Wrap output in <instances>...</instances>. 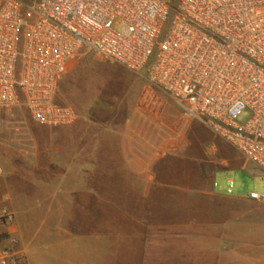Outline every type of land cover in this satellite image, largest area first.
<instances>
[{
	"label": "crops",
	"instance_id": "1",
	"mask_svg": "<svg viewBox=\"0 0 264 264\" xmlns=\"http://www.w3.org/2000/svg\"><path fill=\"white\" fill-rule=\"evenodd\" d=\"M153 111L118 127L74 122L38 152L1 157L0 209L14 217L0 221V253L15 264H264V198L249 195L264 196V168L181 110ZM235 175L250 188L235 191Z\"/></svg>",
	"mask_w": 264,
	"mask_h": 264
},
{
	"label": "built area",
	"instance_id": "2",
	"mask_svg": "<svg viewBox=\"0 0 264 264\" xmlns=\"http://www.w3.org/2000/svg\"><path fill=\"white\" fill-rule=\"evenodd\" d=\"M82 49L142 75L264 168V0H0V113L23 106L37 124L74 123L55 95ZM13 217L0 209V221Z\"/></svg>",
	"mask_w": 264,
	"mask_h": 264
},
{
	"label": "rangeland",
	"instance_id": "3",
	"mask_svg": "<svg viewBox=\"0 0 264 264\" xmlns=\"http://www.w3.org/2000/svg\"><path fill=\"white\" fill-rule=\"evenodd\" d=\"M55 99L59 103L74 107L78 113L75 122L92 123L98 129L122 125L130 116L131 110H140L146 115H150L151 110H155L154 115L157 110H181L163 91L142 75L121 64L106 60L89 49H82L78 56L70 61L58 83ZM183 116V120H188L191 125L199 123L194 118ZM55 129L57 128L34 122L23 106L1 112L0 158L38 152V140L55 139V135L50 131ZM98 137H102L101 133ZM234 179L237 182L235 191L237 187H240L241 191L250 188L251 177L235 175Z\"/></svg>",
	"mask_w": 264,
	"mask_h": 264
}]
</instances>
